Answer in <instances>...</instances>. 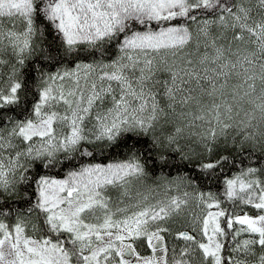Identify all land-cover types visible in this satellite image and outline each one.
Listing matches in <instances>:
<instances>
[{
  "label": "snow or ice",
  "instance_id": "obj_1",
  "mask_svg": "<svg viewBox=\"0 0 264 264\" xmlns=\"http://www.w3.org/2000/svg\"><path fill=\"white\" fill-rule=\"evenodd\" d=\"M221 147L250 166L169 260L188 201L128 186L177 162L211 179ZM261 157L264 0H0V264H264Z\"/></svg>",
  "mask_w": 264,
  "mask_h": 264
},
{
  "label": "rangeland",
  "instance_id": "obj_2",
  "mask_svg": "<svg viewBox=\"0 0 264 264\" xmlns=\"http://www.w3.org/2000/svg\"><path fill=\"white\" fill-rule=\"evenodd\" d=\"M4 71H8V69L5 68ZM177 181L172 178L169 179L167 177H156L152 179L145 177L142 181L133 180L132 183L128 186L130 196L124 198V203L128 205H134L140 201H143V203L140 204V208L147 207L150 204H155L161 200H167L171 197H178L181 199H186L188 201L187 205H185L184 207V212L179 216H174L173 218H171H177L181 224L175 229H173L170 235L167 233L165 234L169 249V260H171L172 257L173 247H175L176 252L179 253L180 248L185 243L183 240L175 239L176 233L188 232L189 234L196 236L197 239H200L202 234H198L197 232L193 231L194 218L200 217V223L197 224V227L199 228L202 225L203 217L207 214V212L216 211L215 208L209 209L206 207V205L200 203L199 197L202 192H189V189H185L184 187H182V184L178 183ZM186 193L187 196L185 195ZM109 195L113 199H115L119 195V190L113 189L110 191ZM144 197H147V199L144 200ZM138 210L140 209L129 208L128 214H131L132 211ZM244 210L250 216L256 215V209L254 208L245 206ZM240 213H244V211H240L239 208H237V214L241 215ZM168 221L166 222V226H168ZM27 234L30 235L29 233ZM239 240L243 239L240 238Z\"/></svg>",
  "mask_w": 264,
  "mask_h": 264
},
{
  "label": "trees",
  "instance_id": "obj_3",
  "mask_svg": "<svg viewBox=\"0 0 264 264\" xmlns=\"http://www.w3.org/2000/svg\"><path fill=\"white\" fill-rule=\"evenodd\" d=\"M49 39L51 37L49 36ZM7 72V71H5ZM195 147V145H193ZM229 147H231L229 145ZM217 155H225L228 156L229 162L225 165V169L223 172L218 173L216 176H214L211 179H205L202 175H198L196 172L192 170L190 166H188L186 163L181 164L177 162L176 167L172 168H166L163 170V174L157 169L155 170V175L149 172L148 178H156V177H167L169 179L178 180V183L182 184V187L185 189H189L190 191H200L202 193H208L211 191L212 193L217 194V196L223 200V191H224V180L226 178H231L233 174L238 173L241 168H246L250 166L249 161L245 155L240 154L239 149H236L235 151H228L224 150L223 147H221V150L217 153ZM257 156H260V153H256ZM125 159V156L123 154L117 155L115 153L109 154L107 156H98L97 160L94 162L102 163V164H108L112 162H118ZM232 161H235V166H233ZM261 162L264 163V157H261ZM251 166H256L255 161H253V164ZM179 169V171H178ZM53 176L57 178H63L64 172H53ZM189 177L191 179V183L186 179L184 182H181L180 177ZM23 208V205H21ZM221 207L225 208H232V204L230 203H222ZM9 223H14V219L10 220ZM168 228L172 231L176 227H178L181 223L178 221L177 218L170 219L168 221ZM223 226V225H222ZM236 227H239L237 225ZM30 235H32L31 230L29 229L27 231Z\"/></svg>",
  "mask_w": 264,
  "mask_h": 264
},
{
  "label": "flooded vegetation",
  "instance_id": "obj_4",
  "mask_svg": "<svg viewBox=\"0 0 264 264\" xmlns=\"http://www.w3.org/2000/svg\"><path fill=\"white\" fill-rule=\"evenodd\" d=\"M241 215L242 214H244V213H240ZM249 237V234H247V233H243V234H241V236L240 237H238V240L240 239V238H242V239H246V238H248ZM142 254H150V250L147 252V253H142Z\"/></svg>",
  "mask_w": 264,
  "mask_h": 264
}]
</instances>
